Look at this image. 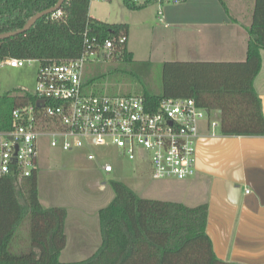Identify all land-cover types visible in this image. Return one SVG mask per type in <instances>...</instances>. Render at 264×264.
I'll return each mask as SVG.
<instances>
[{
  "label": "trees",
  "instance_id": "obj_1",
  "mask_svg": "<svg viewBox=\"0 0 264 264\" xmlns=\"http://www.w3.org/2000/svg\"><path fill=\"white\" fill-rule=\"evenodd\" d=\"M57 2L0 0V34L22 29L31 17ZM125 3L133 10L151 6ZM90 6L91 0H65L60 19L46 16L28 32L1 40L0 63L9 58L49 63L77 59L85 51L86 39L96 38L103 45L108 39L118 42L123 36L127 41L123 45L118 42L114 54L120 61L132 63L134 57L127 47L129 25L96 20L90 16ZM248 33L247 59L243 62H165L162 92H145L147 104L157 108L165 99H194L198 107L219 112L223 136L263 137V104L254 82L263 63L264 0H255ZM30 103L36 105V97L25 90L0 95V132L11 130L13 111ZM110 186L114 197L98 212L100 247L84 260L63 262L68 212L64 207H43L38 170L22 180L0 178V264H229L217 257L206 234L207 205L188 207L143 198L117 180ZM26 220L30 250L15 254L12 244Z\"/></svg>",
  "mask_w": 264,
  "mask_h": 264
},
{
  "label": "built area",
  "instance_id": "obj_2",
  "mask_svg": "<svg viewBox=\"0 0 264 264\" xmlns=\"http://www.w3.org/2000/svg\"><path fill=\"white\" fill-rule=\"evenodd\" d=\"M127 1L136 6H158L161 19L163 5L182 2ZM62 16V10L52 15L53 19ZM126 41L123 36L118 42L123 45ZM118 42L108 39L101 45L98 39L88 38L81 57L62 62L9 58L0 63L16 69L39 63L32 93L36 105L16 108L12 129L0 132V178L31 177L39 169L43 142L53 149L83 153L107 175L113 174L116 166L101 160L98 149L137 168H147L155 181H187L198 174V141L203 131L215 137L212 131L218 126L211 123L209 110L198 107L194 99H165L156 108L147 104L143 95L101 94L92 90L93 84H86L84 66L90 58L101 53L115 55Z\"/></svg>",
  "mask_w": 264,
  "mask_h": 264
},
{
  "label": "rangeland",
  "instance_id": "obj_3",
  "mask_svg": "<svg viewBox=\"0 0 264 264\" xmlns=\"http://www.w3.org/2000/svg\"><path fill=\"white\" fill-rule=\"evenodd\" d=\"M229 2L236 16H239L238 8L241 9L240 15L244 16L241 22L250 24L255 0H230ZM183 3H167L163 5V10L166 12L168 8L178 7ZM244 4L246 7L243 6ZM217 5L219 4L217 3ZM148 9V11L156 12L158 6L153 5ZM90 12L96 20L109 23H120L123 22L122 20L127 22V15L133 14L129 11L125 0H113L111 3L92 0ZM157 37L156 39L133 40L138 52L135 61L132 63L120 61L115 55L107 57L103 53L90 58L84 66V78L86 80L97 79L91 87L92 90L109 95L132 94L139 96L147 91L156 95L161 94L164 63L190 59L186 58L188 56L177 55L173 51L174 45L167 39H157ZM169 49H172L171 54L167 53ZM38 71L39 63L37 62L18 69L0 65V95L13 90H25L32 94L37 86ZM207 120L208 118H206ZM210 121L218 124L217 128L212 131L217 138L205 140L203 145L206 146L203 148L207 153L205 159L208 163L213 161L219 165L216 176L210 174L211 185L209 180L204 182L194 180L196 176L190 179L191 181L183 183L173 180L157 182L151 178L147 168L140 165L137 168V165L118 159L114 153L108 154L109 151L98 149L96 151L101 155V160L109 161L116 166V172L107 175L93 167V165L97 166L96 162L89 161L85 156L80 157L84 155L83 153L65 152L41 144V155L44 163L40 173L39 186L44 204L53 206L65 201L70 203L67 207L71 210V215L82 218L85 225L82 223L81 225L86 227L77 228L76 230L80 231L75 232L73 236L70 234L71 243L62 252L61 260L63 262L84 260L93 254L91 250L99 247L101 235H99L96 212L106 206L114 197L110 186L112 180L126 183L143 198L164 201L179 200L189 206L199 204L200 200L203 202L208 197L209 187L211 196L217 194L219 187L225 186L229 192L240 197L243 192V185H241L243 184V174L240 172L241 161L238 153H235L239 152V149L236 144L229 148L225 144L228 143L227 140L221 137L218 111H211ZM225 164H232L231 171L233 174L231 171H225ZM231 174L233 177L230 176V180L227 181L226 177ZM234 181H236V188L233 187ZM100 185L106 187V192L99 190ZM230 186L232 187L230 188ZM94 223L97 224L95 232L90 229ZM29 241V222L26 220L12 244V252L15 254L29 252Z\"/></svg>",
  "mask_w": 264,
  "mask_h": 264
},
{
  "label": "crops",
  "instance_id": "obj_4",
  "mask_svg": "<svg viewBox=\"0 0 264 264\" xmlns=\"http://www.w3.org/2000/svg\"><path fill=\"white\" fill-rule=\"evenodd\" d=\"M222 1L223 3L220 0H185L181 6L171 7L166 12L164 11L162 19L158 16V10L156 12L153 10L148 11L150 6L138 10L128 8L133 14L127 15V22L122 20L123 22L120 23H105H126L129 25L127 47L129 52L133 54V62L138 52L133 44V40L156 39V36H158L157 39H167L173 44V51L177 55L180 54L181 57L188 56L186 58L190 59L181 61L243 62L247 59L248 30L252 25V21L250 24L242 23L241 20L244 19V16L240 15L241 9L238 8L239 16H236L232 11L230 0ZM243 6L246 7L245 4ZM90 16L92 17L91 12ZM167 53L171 54L172 49H169ZM262 61V70L257 76L254 85L262 99L264 109V51L262 52ZM84 80L85 82L88 81L85 78ZM221 137L227 140L228 143L225 144L229 148L236 144L239 149V152L235 153H238L241 161L240 172L243 174L244 183L242 195L238 197L233 192H229L224 186L219 187L217 194L211 196L209 187L208 197L203 202L200 200V203L195 206H189L187 204L186 206L197 207L207 205L206 234L211 239L214 251L219 259L229 264H264V136L226 137L221 135ZM215 138L217 136L211 137L207 131H203L198 141L197 151L201 154L204 152L207 155L203 149L206 147L203 146L204 142L205 140ZM43 144L47 145L46 142H43ZM41 154L42 151H40L38 178H40L44 163ZM84 156L81 155L80 157ZM206 166L207 172L198 170V174L194 180H202V182L209 180L211 185L212 181L210 180L209 171L216 174L219 171V165L211 161L208 165L206 163ZM93 167L102 173L99 167L94 165ZM231 170L232 164H225V171ZM232 174L226 177L227 181L230 179V176L233 177ZM167 181L172 180L157 182ZM189 181L191 180H187L186 182ZM175 182L183 183L185 181ZM233 187L236 188L235 186ZM99 190L106 192L107 189L104 185H100ZM247 190L250 192L247 193ZM39 196L44 208L64 207L67 210L66 235L67 245H69L71 243L70 234L73 236L75 232L80 231L76 230L77 228H86L81 225V223L85 225L82 218L80 219L71 215V210L67 207L70 203L66 201L57 205L46 206L44 200L41 198L40 186ZM168 201L184 204L179 200ZM99 210L96 212L98 224ZM96 227L97 224L94 223L90 229L95 232ZM99 235H101V230ZM71 239L73 240V238ZM100 240L102 242V238ZM101 242L99 241V247ZM98 248H94L91 251L94 253Z\"/></svg>",
  "mask_w": 264,
  "mask_h": 264
},
{
  "label": "water",
  "instance_id": "obj_5",
  "mask_svg": "<svg viewBox=\"0 0 264 264\" xmlns=\"http://www.w3.org/2000/svg\"><path fill=\"white\" fill-rule=\"evenodd\" d=\"M64 2H65V0H58L57 4L54 7L35 14L33 17H31V19L25 24V26L22 29H19L17 31H12V32L0 34V41L5 40V39H9L11 37H15V36H18L20 34H24V33L28 32L40 19H42L46 16H49V15H53V14L61 11L63 8ZM263 112H264V109H263ZM199 153L200 152H198L197 170L207 172L206 163L208 165V162H206V159H205L206 154H204V152H203V154H201V153L199 154ZM209 173L216 176V174L213 172L209 171ZM235 183H236V181H234L233 186L236 185ZM241 185H244V183Z\"/></svg>",
  "mask_w": 264,
  "mask_h": 264
}]
</instances>
